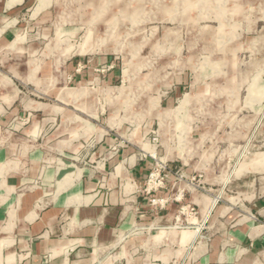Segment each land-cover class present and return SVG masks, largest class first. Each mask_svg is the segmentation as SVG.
<instances>
[{
  "label": "rangeland",
  "instance_id": "374dc122",
  "mask_svg": "<svg viewBox=\"0 0 264 264\" xmlns=\"http://www.w3.org/2000/svg\"><path fill=\"white\" fill-rule=\"evenodd\" d=\"M19 20L0 50V93L50 104L89 93L83 105L163 166L148 190L170 189L169 173L185 186L176 227L203 211L207 236L191 188L243 204L264 172V0H26Z\"/></svg>",
  "mask_w": 264,
  "mask_h": 264
},
{
  "label": "crops",
  "instance_id": "0c3cea01",
  "mask_svg": "<svg viewBox=\"0 0 264 264\" xmlns=\"http://www.w3.org/2000/svg\"><path fill=\"white\" fill-rule=\"evenodd\" d=\"M25 3L0 0V50L22 32ZM88 94L50 104L0 93V264H264L262 170L243 204L189 189L188 202L206 210L205 238L203 211L176 227L172 198L184 185L169 173L170 189L148 190L147 145L104 125V111L83 105ZM158 197L171 200L153 207Z\"/></svg>",
  "mask_w": 264,
  "mask_h": 264
},
{
  "label": "built area",
  "instance_id": "2783aa9c",
  "mask_svg": "<svg viewBox=\"0 0 264 264\" xmlns=\"http://www.w3.org/2000/svg\"><path fill=\"white\" fill-rule=\"evenodd\" d=\"M155 169H154V171L149 175L150 176V179H149V181H152L153 179L154 180H157L159 177H160V172L159 171H155V170H161V169H163V166L161 165V166H159V164L158 163H156L155 164V167H154ZM150 185V184H149Z\"/></svg>",
  "mask_w": 264,
  "mask_h": 264
},
{
  "label": "bare ground",
  "instance_id": "6f19581e",
  "mask_svg": "<svg viewBox=\"0 0 264 264\" xmlns=\"http://www.w3.org/2000/svg\"><path fill=\"white\" fill-rule=\"evenodd\" d=\"M114 3V2H113ZM115 38V37H114Z\"/></svg>",
  "mask_w": 264,
  "mask_h": 264
}]
</instances>
